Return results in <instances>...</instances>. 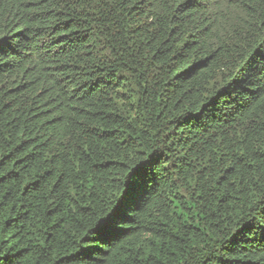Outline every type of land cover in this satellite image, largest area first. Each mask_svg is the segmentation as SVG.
Wrapping results in <instances>:
<instances>
[{"label": "trees", "instance_id": "1", "mask_svg": "<svg viewBox=\"0 0 264 264\" xmlns=\"http://www.w3.org/2000/svg\"><path fill=\"white\" fill-rule=\"evenodd\" d=\"M0 264H264V0H0Z\"/></svg>", "mask_w": 264, "mask_h": 264}, {"label": "snow or ice", "instance_id": "2", "mask_svg": "<svg viewBox=\"0 0 264 264\" xmlns=\"http://www.w3.org/2000/svg\"><path fill=\"white\" fill-rule=\"evenodd\" d=\"M143 157V153L140 154ZM154 166L153 157H143L142 160L135 162V166L127 173L128 184L126 187L130 191H135L137 188V181L140 177L147 174L148 171ZM119 207V206H118ZM130 208H125L124 211H128ZM114 223L111 222V217L108 219H102L95 226V232L97 233V238L102 239L107 233L114 230Z\"/></svg>", "mask_w": 264, "mask_h": 264}]
</instances>
